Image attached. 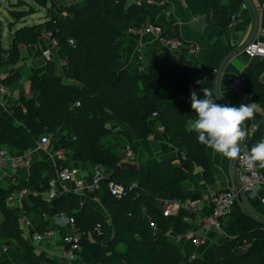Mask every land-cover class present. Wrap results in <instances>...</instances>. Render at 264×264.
Masks as SVG:
<instances>
[{
  "label": "trees",
  "instance_id": "trees-1",
  "mask_svg": "<svg viewBox=\"0 0 264 264\" xmlns=\"http://www.w3.org/2000/svg\"><path fill=\"white\" fill-rule=\"evenodd\" d=\"M24 1L20 0L18 8L12 10L15 22H11V26L36 12L34 7L32 10L24 8ZM72 1L65 10L66 15L57 16L54 13V4H59L57 0H34L46 7L48 14L34 24H27L24 19L23 26L11 30L8 45L3 42L0 27L2 81L19 93L18 103L8 109L11 117L0 116V149L19 153L31 148L39 138L51 134L53 138L48 150L71 151L73 161L81 162L91 176L97 165L107 167L111 175L103 178L100 188L89 194L101 197L112 214L115 230L110 248L122 264H258L259 260L264 263V222L244 211L238 203L231 214L221 219L222 231L229 240L214 248L208 259L189 262L194 246L188 243L186 251L182 252L176 244L165 242L153 231L149 216L159 224L161 232H166L169 224L181 222L184 215L182 212L177 217L167 218L159 213L156 197L162 190H171L172 198H186L188 195L184 190L196 164L202 167L208 183L215 182L213 161L207 146L198 142L195 131L189 130L188 121L195 115L190 97H182L190 89L197 94L209 90L213 100H217L213 83L210 80L193 82L189 73L193 58L188 59L184 52H160L151 61L142 59L140 64L148 71L137 78L126 69V48L133 42L128 32L130 28L147 22L156 23L155 18L143 5L130 4L129 0ZM185 1L195 14L215 15L216 0ZM241 2L231 0L228 25L236 18ZM60 12L64 10L60 9ZM158 25L162 27L163 37L182 39L178 22L169 18ZM48 33L58 40L59 48L52 60H46L38 50L37 56L45 61V74L40 75L32 69L29 78L33 93L28 95L21 82L23 71L8 73L21 59V46L36 44ZM70 39L74 43H70ZM97 44H101L104 55L92 51L94 59L86 62L91 56L90 47ZM213 45L220 56H227L233 49L222 39H217ZM56 60H64V63L60 65ZM242 75L243 93L254 95L258 104H264V58L250 62ZM64 77L76 79L77 83L66 82ZM84 86L92 91L91 95L84 93ZM121 122L140 138L149 137L163 126L169 140L178 143L182 157L178 161L158 162L148 168L126 164L119 169L124 147L126 143H132L130 132L120 129ZM258 124V131L247 137L249 151L264 139V120ZM64 126H68L72 133L58 136L57 132ZM106 137L109 139L103 141ZM65 163L61 161L59 165ZM257 167L264 173V168L258 164ZM53 175L47 161L36 160L30 167L28 179L19 178V182L9 188L0 183V212L3 213L0 244L13 248L27 264H42L45 255L34 252L22 233L20 220L25 214L29 216L34 232L44 234L59 228L65 235L71 230L69 225L60 226L54 217L61 211V205L67 203L69 215H74L77 224L85 231L81 241L82 260L89 264H114L102 246L93 241L102 238L96 236L98 222L103 224L104 232L107 231L108 223L101 213L78 200L61 197L49 202L38 196L39 192L48 189ZM111 180L124 184L137 182L133 192H139L140 196L134 198V194H130L115 198L109 190ZM23 188L31 191L29 201L24 197L21 204L10 208L7 205L9 194ZM204 212H209V208H204ZM119 242L126 245L125 251L117 249ZM244 244H250L249 249H243Z\"/></svg>",
  "mask_w": 264,
  "mask_h": 264
},
{
  "label": "crops",
  "instance_id": "crops-1",
  "mask_svg": "<svg viewBox=\"0 0 264 264\" xmlns=\"http://www.w3.org/2000/svg\"><path fill=\"white\" fill-rule=\"evenodd\" d=\"M58 1L60 4L59 6L66 10V3L62 2L61 0ZM68 1L70 2V0H66V2ZM128 3H135V0H129ZM214 4L216 5V12L214 16L206 13L195 14L190 9L188 3L184 4L181 2V0H155L154 3L144 4L143 6L149 11L151 16L155 18L157 24H162L170 18L173 21L179 23L182 35L181 37L184 41L188 43L199 44L201 46L202 52L197 58L192 57V55H190L188 52H179L186 53L188 59L193 58L192 64L190 65L189 69V73L193 82L195 84H198L210 80L213 83V92L218 104L239 107L241 103L245 104L246 101H244L242 95L234 89L233 81L237 75L243 74L247 70L248 64L250 62L257 61L249 60L242 53V49L244 45L252 39L259 38L261 41H264V35H262L261 33V30L264 29V0H242L240 8L235 13V15L237 16L235 19L233 18L235 22L232 27L227 24L230 18L231 0H216ZM11 6L12 9H10V12H12L13 9L18 8V4L16 3L12 4ZM24 19H26L27 22V18ZM14 22L15 21H13V23ZM21 22L19 27L23 26V23ZM0 24H2L1 21ZM10 24L9 32H11V30L17 29H14L15 24L13 26H11ZM131 37L133 39V42L126 48V69L129 70L132 75L140 78L141 75L148 71V68L140 64V61L142 59L150 61L156 54L167 51H165L161 43L154 40V35L146 36V38L144 39V46L141 50H139L138 46L136 45V39L138 38V36ZM217 39H222L226 45H232L233 49L227 56H220L213 49V44ZM51 44V37L48 34H44L42 38H40L38 43L33 45L21 46V59L15 66H12L10 68L8 74L10 75L17 71H23L25 68L30 67L31 72L33 69L34 71H36V73L44 75L45 61L40 56H37V53L38 50L42 51V49L51 46ZM56 61L58 62V64H60L59 60ZM29 77L30 75H28L25 80L22 78L21 82L24 85L26 93L28 95H32L33 89ZM191 91L192 90L190 89L188 90V92L183 94L186 96L185 98L190 97L189 95L191 94ZM198 97L201 99L204 97L203 91L198 93ZM248 98L254 104V115L252 119L244 121L241 126L242 130L246 132V136L240 142V148L244 145L248 146L247 137H252L255 131H258L259 129L258 123L263 122L264 120V104H258L254 95H250L248 96ZM13 104L16 103L0 98V116H4L6 118L11 117L8 109ZM196 118L197 117L195 113L193 120H195ZM254 125L258 129L256 128V130L251 133L250 128ZM162 127L163 126L158 127L157 131L147 138H140L135 133H133V144L136 151V160L127 165L133 166L134 168H148L158 162L179 160V158L177 157V153L179 152L178 143L171 142L165 131V128ZM207 150L211 155L213 161V174L215 176V182L208 183L204 179L202 167L196 164L194 171L190 174L186 189L184 190V193L186 195H204L208 199H210L213 193H215L216 191L227 189L236 185V159L230 160L228 158H225L222 154L216 153L208 147ZM21 153L23 152H19L17 154ZM66 153L67 156L65 157V161L62 160L63 162L80 165L82 171L86 173V176H91L81 162L73 161L72 153L70 154L68 151H66ZM47 154H49L51 157L53 152L49 150L48 152H38L34 157V161H47L52 168V171H54L56 161H54L52 157L51 162L46 160L44 157ZM123 166L121 165L118 168L121 169ZM29 174L30 170L27 171L21 169L19 170L17 176L19 175V178L24 180L28 179ZM19 178L17 182H19ZM0 183L6 188H9L13 186L15 181L12 180L9 173L5 174V171H0ZM67 184L71 187L74 186L73 181H68ZM40 193L41 192H39V194ZM89 193L90 192L86 191L73 192L67 195H60V197H58L57 199L64 197L68 199L78 200L81 202V204L88 203L92 205L96 211L101 213L105 222L108 223L107 231L106 234L102 236V238H94L93 241H97L102 246L103 250L114 261V264H122L120 259L116 257L115 253H113L112 249L110 248V244L113 238V232L115 230V226L112 221V214L110 213V210H108L106 202L101 197L93 196L94 199H90L92 195H90ZM160 194L163 197H172V192L169 189L162 190ZM38 196L42 197L41 195ZM42 198L44 199V197ZM25 199L29 201L28 195H26ZM93 201L100 202V205L94 206L92 204ZM21 202L22 201L20 200L15 204L19 205L21 204ZM238 204L244 211L264 222V185H260L254 191L244 194L239 200ZM205 207H207L208 210L209 206L205 205ZM60 209V212L66 211L67 214H69L70 212V206L67 203H63ZM24 217L29 218L27 216ZM54 220L60 226L67 225L65 217L60 215L59 213L54 217ZM181 225L187 227L188 223H178L177 221H174L169 224L167 230H172L171 236H173L174 234L180 233L182 231ZM21 230L25 238L33 247L34 252L38 255H45V259L42 261V264H77L76 261H69L63 257V234L60 233L59 228L57 230H50L54 232L51 238H44L40 241H35L34 238H32V228L25 226L23 221ZM56 232L57 234L55 235ZM226 238L227 236L223 231H212L208 235L205 243L200 244L197 247L194 246V250L199 253L201 258L208 259L209 253L222 242H225ZM161 239L165 242H172V238L166 235L165 232L161 233ZM120 243L123 242H119L117 244V249L119 251H125L126 245L123 243L125 245V249L122 250L119 248ZM4 247L7 246L0 244V264H27L26 259L22 255L17 253L13 248L7 247L5 249ZM185 251L186 249H183V252ZM80 259L81 261L79 262H82V264H89L85 262V260L83 261L81 256Z\"/></svg>",
  "mask_w": 264,
  "mask_h": 264
},
{
  "label": "built area",
  "instance_id": "built-area-1",
  "mask_svg": "<svg viewBox=\"0 0 264 264\" xmlns=\"http://www.w3.org/2000/svg\"><path fill=\"white\" fill-rule=\"evenodd\" d=\"M155 0H135L137 5L152 4ZM182 3L186 4L185 0H181ZM235 19V18H234ZM234 20L229 24L230 27L234 25ZM131 36H138L136 45L141 50L144 46V39L148 35L154 34V40L161 43L165 51L168 53H179L181 51L188 52L192 57H199L202 52V48L199 44L188 43L181 38H166L161 35L162 27L156 23L147 22L143 26L133 27L129 29ZM264 35V29L261 30ZM51 37V34L48 33ZM139 39V40H138ZM70 43H74L73 39L69 40ZM51 46L42 49V55L46 60H52L58 51L59 43L56 38L51 37ZM242 53L249 60H260L264 58V41L259 38L248 41L243 49ZM2 71L0 70V98L6 101H12L18 103L19 93L12 91L2 81ZM244 81V76L239 74L233 81V87L238 91L244 101L247 104H253L248 95L244 94L241 90V85ZM182 97H186L182 95ZM79 104V103H78ZM254 105V104H253ZM163 128V127H162ZM256 126L250 128L251 133L256 130ZM53 138V135L49 134L42 137L31 149L23 151L21 154L13 153L5 149H0V171H5V174L9 173L13 181L17 182V174L19 170L24 169L29 171L32 163L34 162V156L39 151H47L48 146ZM240 155L235 161L236 171V185L233 187L222 189L213 193L210 199L206 196H190L186 198H172L163 197L159 194L156 197L157 210L164 217L179 216L180 213H184L181 222L188 223L187 227L181 225L182 231L171 236L172 230H167L166 235L172 238V242L176 244L179 249L183 252L186 249L188 243L195 247L205 243L208 235L212 231H222L221 219L232 213L235 205L239 202L242 196L246 193L254 191L260 185H264V173H262L257 166L249 169L243 165V159L246 157L249 151V147L246 145L241 146ZM124 156L118 166L130 164L136 160V152L133 143H126L124 149ZM67 153L64 149H59L53 152L51 155L52 159L56 161L54 175L49 181V187L46 191L41 192L39 195L44 197L49 202L55 201L60 195H67L73 192L86 191L91 192L100 188V183L103 178L109 177L111 172L107 167L103 165H97L96 172L94 175L88 177L86 173L82 171L80 165H74L65 163L59 165L60 161H65ZM69 156V155H68ZM80 175V177H79ZM73 181L74 186L71 187L67 182ZM138 186L137 182L132 184H124L115 180L109 181V190L111 194L117 198H125L130 194H134V198L140 196L139 192H133ZM30 190L15 189L8 196V204L14 205L20 201L27 194H30ZM205 205L209 206V212H204ZM60 215L66 219V224L70 227V232L62 236L64 243L63 257L69 261H76L77 264H82L80 259L81 241L85 234V231L77 224L76 217L74 215L67 214L66 211L59 212ZM149 220L152 224L153 231L161 237L160 226L157 222H153L149 216ZM25 226L33 228L32 222L29 218L22 219ZM96 236H104L106 233L103 230V224L98 222L96 227ZM32 238L35 241L42 240L44 238H51L54 232L47 231L44 234L34 232L32 229ZM57 232L55 233V235ZM92 237V235L90 234ZM201 258L196 250L190 255L189 259Z\"/></svg>",
  "mask_w": 264,
  "mask_h": 264
},
{
  "label": "clouds",
  "instance_id": "clouds-1",
  "mask_svg": "<svg viewBox=\"0 0 264 264\" xmlns=\"http://www.w3.org/2000/svg\"><path fill=\"white\" fill-rule=\"evenodd\" d=\"M204 97H198L191 91L190 101L195 120H189V130L197 133L199 143L204 144L225 158L235 160L240 155V142L246 132L242 124L254 115L253 104L241 103L239 107L221 105L213 100L209 90H201ZM258 166L264 168V139H261L243 159V165L249 169Z\"/></svg>",
  "mask_w": 264,
  "mask_h": 264
},
{
  "label": "rangeland",
  "instance_id": "rangeland-1",
  "mask_svg": "<svg viewBox=\"0 0 264 264\" xmlns=\"http://www.w3.org/2000/svg\"><path fill=\"white\" fill-rule=\"evenodd\" d=\"M19 1L20 0H0V21L2 22V24H0V26H2V33H3V42H4V44L5 45H8L9 44V41H10V38H9V35H10V27H9V24H10V22H13V21H15V18H14V16L11 14V12H10V9H12V4H14V3H16V4H18L19 3ZM58 1V0H57ZM62 2H65L66 3V7H67V9H69V7L71 6V4H72V0H70V2L68 3V2H66V0H61ZM58 3H59V1H58ZM60 4H57V3H55L54 4V13H55V15H57V16H64V15H66V12H65V9L64 8H61L60 6H59ZM23 6H24V8H28L29 10H32L31 8L32 7H34L35 9H36V12H34L32 15H30V16H28L27 17V24H34V23H37V22H39V21H41V20H43L44 19V17L46 16V14H48V9L46 8V7H42L40 4H38V3H36V2H34V0H25L24 1V3H23ZM20 9H23V7H20ZM60 9H62V10H64V12H60ZM66 9V10H67ZM58 11V12H57ZM19 26H20V22H16V24L14 25V29L15 28H19ZM140 27V26H139ZM129 35L131 36V32H130V30H129ZM154 35V34H153ZM139 40V39H138ZM136 41H137V39H136ZM90 49H91V56H89L87 59H86V62L87 61H89V63H90V59H94V54H92V51L95 53V52H100L101 54H103L104 55V53H103V51H102V46H101V44H97L96 46H94L93 48L92 47H90ZM98 59H102L101 57H98ZM144 59H146V58H144ZM153 59V58H152ZM151 59V60H152ZM150 60V61H151ZM60 65L61 64H63L64 63V60H60ZM161 66V65H160ZM60 71H62L61 69H60ZM31 74V68L29 67V68H25L24 70H23V79L25 80L27 77H28V75H30ZM64 80L66 81V82H74V83H77V80L76 79H73V78H67V77H64ZM83 91H84V93L86 94V95H91L92 94V91L89 89V88H87V87H83ZM77 105H78V102L76 103ZM128 128V129H127ZM130 127L129 126H127V124H124V123H120V129H123V130H128L129 132H130V134H131V139H132V143H133V141H134V138H133V131L131 130V129H129ZM72 133V130L68 127V126H64V127H62L61 129H60V131L59 132H57V134H58V136H61V135H63V134H66V135H68V134H71ZM109 138H105L103 141H107ZM112 140H114L113 138H111ZM41 140V138H39L35 143H34V145L35 144H37V142L38 141H40ZM109 144V143H108ZM33 145V146H34ZM134 145V144H133ZM32 146V147H33ZM24 151H26V150H24ZM21 152H23V151H21ZM45 152V151H44ZM70 154H71V151H68ZM136 152V151H135ZM39 153H41V151H39ZM35 157V156H34ZM46 160H48V161H50L51 162V157H50V155L49 154H47L45 157H44ZM18 178H19V175L17 176ZM18 183V182H17ZM4 186V185H3ZM90 192V191H89ZM91 192H94V191H91ZM89 196V195H88ZM94 195H92L91 197H90V199H94V197H93ZM85 198H86V196H85ZM92 204L94 205V206H98V205H100V202H98V201H93L92 202ZM10 208L12 207V205L11 204H7ZM18 204H15V206H17ZM14 207V206H13ZM24 216H27V217H29L28 215H25L24 214ZM22 217L21 218V220H20V225L22 226V219L23 218H25V217ZM3 218V213L2 212H0V220ZM229 240V238L227 237L226 238V241H228ZM245 246H244V248L243 249H249V246H250V244H249V246H246L247 244H244ZM119 248L120 249H125V245L123 244V243H120L119 244ZM262 259H264V258H262ZM189 262H191V260L189 259ZM192 264H195V263H192ZM197 264V263H196ZM241 264V263H240ZM258 264H264L263 263V261L262 260H259V263Z\"/></svg>",
  "mask_w": 264,
  "mask_h": 264
},
{
  "label": "water",
  "instance_id": "water-1",
  "mask_svg": "<svg viewBox=\"0 0 264 264\" xmlns=\"http://www.w3.org/2000/svg\"><path fill=\"white\" fill-rule=\"evenodd\" d=\"M177 157L178 158H181L182 157V153L180 151L177 153Z\"/></svg>",
  "mask_w": 264,
  "mask_h": 264
},
{
  "label": "bare ground",
  "instance_id": "bare-ground-1",
  "mask_svg": "<svg viewBox=\"0 0 264 264\" xmlns=\"http://www.w3.org/2000/svg\"><path fill=\"white\" fill-rule=\"evenodd\" d=\"M16 183H17V182H15L14 184H16ZM14 184H13V185H14ZM27 195H28V194H27ZM25 197H26V196H25ZM23 199H24V197H23ZM37 233H38V232H37ZM39 234H41V233H39ZM4 248L6 249L7 247H4Z\"/></svg>",
  "mask_w": 264,
  "mask_h": 264
}]
</instances>
